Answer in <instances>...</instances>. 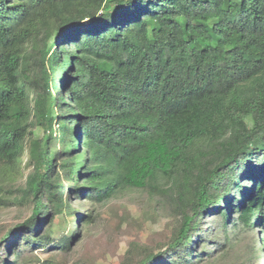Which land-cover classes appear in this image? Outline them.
Here are the masks:
<instances>
[{
	"label": "trees",
	"instance_id": "trees-1",
	"mask_svg": "<svg viewBox=\"0 0 264 264\" xmlns=\"http://www.w3.org/2000/svg\"><path fill=\"white\" fill-rule=\"evenodd\" d=\"M33 124L10 190L34 202L25 244L52 241L31 228L74 211L64 194L102 202L160 177L181 221L138 264H194L236 228L259 229L262 261L264 0H0V184Z\"/></svg>",
	"mask_w": 264,
	"mask_h": 264
},
{
	"label": "rangeland",
	"instance_id": "rangeland-1",
	"mask_svg": "<svg viewBox=\"0 0 264 264\" xmlns=\"http://www.w3.org/2000/svg\"><path fill=\"white\" fill-rule=\"evenodd\" d=\"M28 104L32 106L30 100ZM28 130L22 142L15 179H4L0 184V264H12L14 260L16 264H138L147 254H156L167 248L181 216L175 202L162 191L168 182L160 177L153 183L155 189H117L102 202L85 198V193L64 194L63 201L70 203L74 211L49 214L39 226L31 228L32 235L39 227L37 236L47 234L52 241L33 246L25 244L21 232L26 230L23 227L16 230V227L22 226L28 219L34 202L30 197L10 190L24 186L31 171L28 164L29 144L38 143L44 134V130L34 124ZM60 146L58 144V150ZM79 150L82 152L83 148L79 146ZM74 188L71 186L70 189ZM80 216L86 217L81 219ZM206 226L202 223L201 230ZM11 229L14 231L7 241L3 240ZM254 235L261 247L259 229L254 234L239 228L231 230L228 234L230 241L226 245L217 249L211 241L207 242L211 256L196 260L194 264H264V255L261 261L251 254ZM67 237L75 239L69 247H62L67 243L59 239ZM261 250L260 253H264V249Z\"/></svg>",
	"mask_w": 264,
	"mask_h": 264
}]
</instances>
